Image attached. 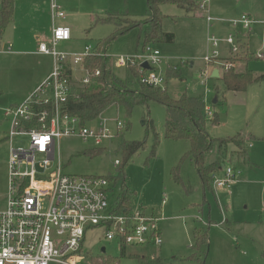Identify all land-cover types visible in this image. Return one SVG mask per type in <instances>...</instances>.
Masks as SVG:
<instances>
[{
	"label": "rangeland",
	"instance_id": "1",
	"mask_svg": "<svg viewBox=\"0 0 264 264\" xmlns=\"http://www.w3.org/2000/svg\"><path fill=\"white\" fill-rule=\"evenodd\" d=\"M56 1L67 15L64 23L72 30V40L59 44L58 50L72 55L84 53L86 46L97 49L99 42L113 33L112 25H96L97 20L107 15L116 16L121 21L124 16L131 20H142L147 11L146 0ZM202 1L193 0L196 5ZM50 4L51 0H16L12 22L0 43V210L5 209L8 198L6 164L11 148L8 140L11 123L5 115L6 111L21 103L18 98L31 76L30 70L34 64L53 66L49 56H12L8 53L9 45L15 51V40L20 37L31 39L32 33L51 38ZM246 9L254 11L250 13L259 23L253 26L250 35L246 31L244 37L240 38L242 50L238 56L230 57L229 48L224 42L220 45V55L222 61L232 59L233 69L237 73L250 71L256 77H262L264 0H211L209 14L215 20H229L248 15ZM161 10L165 16L162 29L175 38L172 44H151L159 49L164 58V90L174 99L184 95L201 97L213 112V116L208 118L215 115L219 118L217 125L207 126L212 138L236 139L238 143L248 138L247 144L244 141L240 147L227 145L220 156L219 142L216 141L205 158L206 165L220 160L224 170L227 167L235 168L238 172L237 182L230 193L214 190L213 187L212 190L203 191L194 164L190 161L182 163L184 155L190 150V143L171 141L165 137L166 111L163 106L156 103L138 106L130 118L125 116L122 108H110L102 116L109 119L111 125L115 119L125 125L121 139L95 146L91 141L84 142L77 137L63 138L57 145L63 172L107 179L110 183L109 201L113 203L122 190L123 184L117 181V177L123 171L125 185L133 192L132 210H142L147 218L158 220L162 242L157 248L126 247V257L123 258L122 246L117 241H107L105 230L96 227L86 235L81 252L84 256L82 264H90L91 257L111 258L115 264H138L136 256L154 255L161 258L162 264H264V81L251 83L244 91L234 92L228 91L221 79L210 78L212 73L208 77L203 76L208 35L226 38L233 31L223 35L220 26L224 23L216 21L212 23L213 28L209 27L203 18L207 13H202L198 6L194 13L200 15L199 18L174 4H164ZM141 35L139 29H134L117 39L108 49L113 60V72L133 89L140 86V71L135 80L130 68L136 72L138 68H119L116 61L120 56L133 57L141 53L144 40L141 38L138 46ZM35 42L36 38L29 49H37L38 43ZM248 48L252 56L244 57L242 52ZM239 56L248 62H241ZM84 75L82 71H75V87L79 86ZM215 99L217 104L213 103ZM150 121L158 136L150 130ZM122 140L145 142V146L125 161L124 153L120 150ZM27 141L26 137H14L12 145L15 148L27 147ZM116 160L121 164L118 167L115 166ZM175 168L179 169L180 183L174 177ZM197 228L208 233V242L194 252L192 246ZM102 249L106 250L105 254ZM192 256L197 259H190Z\"/></svg>",
	"mask_w": 264,
	"mask_h": 264
},
{
	"label": "built area",
	"instance_id": "2",
	"mask_svg": "<svg viewBox=\"0 0 264 264\" xmlns=\"http://www.w3.org/2000/svg\"><path fill=\"white\" fill-rule=\"evenodd\" d=\"M210 2L203 0L199 5L201 12L207 13L209 27L214 21L226 23L233 32L226 38L208 35L202 70L205 77L215 70L220 73L233 68L232 59L222 61L220 45L224 42L228 46L230 57L238 56L242 50L241 34L251 32L255 23L248 15L215 20L209 14ZM50 14L51 38L49 43L40 44L39 53L52 58V71L22 104L6 111L11 122L8 134L11 148L6 164L8 198L5 209L0 210V264H82L84 256L80 250L88 231L96 227L105 230L107 241H117L121 246L157 247L162 241L156 218H147L142 210L118 214L115 204L109 201L107 179L63 172L61 154L57 151L63 138L77 137L102 146L121 139L125 125L119 119L111 125L102 115L83 125L78 117L66 111L68 97L75 90V71L85 73L82 81L87 84L89 72L84 69V61L94 56L112 57L91 46H86L82 54L59 51V44L71 41L72 30L64 23L67 15L56 0H51ZM163 60L159 49L149 45L140 54L120 56L116 62L119 68L138 66L139 83L164 90ZM205 113L213 116L206 104ZM14 137L28 138L27 147L15 148ZM119 165L116 160L115 166ZM237 174L234 168L227 167L222 177L213 175L214 190L231 189Z\"/></svg>",
	"mask_w": 264,
	"mask_h": 264
},
{
	"label": "trees",
	"instance_id": "3",
	"mask_svg": "<svg viewBox=\"0 0 264 264\" xmlns=\"http://www.w3.org/2000/svg\"><path fill=\"white\" fill-rule=\"evenodd\" d=\"M146 16L142 20H131L122 18V21L116 17L107 15L102 20L95 23L103 25H112L113 33L99 42L97 49L99 52L108 54L111 45L122 36L134 29L142 32L138 40L140 45L143 38V49L151 44L174 42L172 34H166L162 29V22L165 16L162 14L161 7L164 4H174L188 11L193 10L196 4L193 0H146ZM16 8V0H0V42L3 40L5 32L12 22ZM125 18V19H124ZM240 61L243 60L239 56ZM237 60V59H235ZM232 61V60H231ZM138 68V66H137ZM84 69L89 72V83L83 81L69 95L66 103V111L81 120L85 125L88 122L96 120L106 113L110 108L117 106L124 110L126 117H131L134 109L138 106H148L150 103H156L165 108V137L171 141H187L190 143V150L184 155L182 163L190 161L194 164L200 185L204 192L212 190L213 175L221 168L220 160L210 164H205L206 156L211 152L216 141L219 142V153L222 155L224 148L229 144H235L240 147L243 142L234 140H216L211 137L207 131L208 124L217 125L218 115L208 118L205 113V103L201 97L184 95L180 99L172 98L168 91L155 89L139 83V88L133 89L126 80L115 75L110 57H88L84 61ZM140 69H131L132 75L137 78ZM96 72H100L96 76ZM221 80L228 91L240 92L254 82L264 81V76L255 77L247 71L246 73H237L233 68L223 71ZM150 130L158 136L153 122L148 124ZM240 136V135H238ZM145 146V142H129L122 140L120 150L123 151L125 161L131 159ZM154 156V154H152ZM121 165V164H120ZM179 169L175 168L174 177L180 183ZM118 182H122V190L115 200L116 212L118 214L125 210H132L133 192L125 185V175L123 171L118 174ZM195 244L194 249H201L208 242V233L199 229L194 231ZM196 246V247H195ZM122 257H126V246L122 245ZM82 249L80 250V253ZM88 257V255L86 256ZM90 258V256H89ZM138 264H162L161 259L155 256H136ZM90 264H115L111 258H90Z\"/></svg>",
	"mask_w": 264,
	"mask_h": 264
},
{
	"label": "crops",
	"instance_id": "4",
	"mask_svg": "<svg viewBox=\"0 0 264 264\" xmlns=\"http://www.w3.org/2000/svg\"><path fill=\"white\" fill-rule=\"evenodd\" d=\"M239 3V2H238ZM196 6H198L199 7V5H196ZM196 6L194 7V9L193 10H191V11H188V13H193L196 17H198L199 18V16L200 15H196L195 13H194V10L196 9ZM246 11L248 12V13H246V14H248L249 15V17H251V19L252 20H254V24H253V26L254 25H256L257 23H259V21L258 20H256L254 17H253V15H251V13L250 12H253L254 13V11H250V10H247L246 9ZM258 15V14H257ZM240 17H241V15H240ZM203 18L206 20V17L205 16H203ZM235 18H239V16H237V17H233V18H230L229 20H231V19H235ZM218 19H220V18H218ZM207 22V21H206ZM216 25H218V26H220L219 24H216ZM214 27V25H212V28ZM216 27V26H215ZM221 27V31H222V33H223V35H225V34H228V33H230L231 31H233V29L228 25V24H226V23H224V24H222V26H220ZM253 29V28H252ZM6 33V32H5ZM252 33V31L251 32H249V35ZM242 37H244V33H242L241 34V36H240V38H242ZM4 38V37H3ZM34 38H36V42L35 43H38V47H37V49H35L34 48V50H31V49H29L32 45H31V43L33 42V39ZM72 40V39H71ZM49 41H50V38H43V37H41V36H37V34L36 33H32L31 34V39H24V38H22V37H20V38H18V39H16L15 40V42H14V46L17 48L15 51H13L12 49H11V51L10 52H8V53H10V55H12V56H17V55H24V56H35V57H38V58H40V57H48V56H46V55H43V54H41V53H39V46H40V44L41 43H49ZM70 42V41H69ZM1 43V42H0ZM10 46V48H11V45H9ZM247 47H248V44H247ZM33 49V48H32ZM9 51V50H8ZM249 51V52H248ZM15 52V53H14ZM7 53V54H8ZM242 54L244 55V57L246 56V55H249V56H252L251 54V52H250V50H249V48H248V50H246V49H244L243 50V52H242ZM9 55V54H8ZM51 59V58H50ZM263 59V58H262ZM241 62H248V61H246L245 59H243ZM53 67V66H52ZM52 67H40L39 65H37V64H34V66L31 68V76L29 77V79H28V82H27V84L25 85V87L23 88V92L20 94V96H19V98H18V101H20L21 103H19L18 105H14L13 107H15V106H19L20 104H22L36 89H37V87L49 76V74L51 73V71H52ZM215 72V71H214ZM239 73H241V72H239ZM243 73H246V72H243ZM222 74H223V71H221L220 73H219V78H216V79H221L222 78ZM74 76H75V73H74ZM212 76H213V73H212ZM256 77V76H255ZM75 78V77H74ZM213 79V78H212ZM235 92V91H234ZM11 108V107H10ZM6 115V114H5ZM7 117V116H6ZM8 118V117H7ZM9 119V118H8ZM11 123V122H10ZM9 134V133H8ZM248 138H244V141H245V143L247 144V142H246V140H247ZM234 146H236L235 144H233ZM249 147H251V144L249 145ZM246 152H247V150L244 152V154H246ZM219 156H220V154H219ZM232 158H233V156H232ZM235 169V168H234ZM221 170H223V171H221ZM236 170V169H235ZM219 173H216V175H219V176H223L224 175V173H225V170L222 168V165H221V168H220V170L218 171ZM222 172V173H221ZM236 182H237V180H236ZM236 182H235V184H236ZM235 184H233L232 185V187L235 185ZM232 187H231V189H232ZM214 189V188H213ZM218 191H220V190H218ZM221 191H226L227 193H230L231 191H230V189L229 190H221ZM114 203V202H113ZM112 203V204H113ZM198 229V228H197ZM160 231H161V229H160ZM161 234H162V231H161ZM151 247V246H150ZM155 248H157V247H155ZM192 248H193V246H192ZM197 250V249H196ZM193 251L194 252H196L195 251V249L193 248ZM105 252H106V250H105ZM103 253V252H102ZM103 254H105V253H103ZM155 257H159V256H157V255H154ZM160 258V257H159ZM161 259V258H160ZM190 259H197V257L195 256H192Z\"/></svg>",
	"mask_w": 264,
	"mask_h": 264
},
{
	"label": "water",
	"instance_id": "5",
	"mask_svg": "<svg viewBox=\"0 0 264 264\" xmlns=\"http://www.w3.org/2000/svg\"><path fill=\"white\" fill-rule=\"evenodd\" d=\"M145 68H148L147 65H144ZM213 79H216V78H219V71L218 70H215V72H213V76H212ZM214 104H217V99L214 100L213 102ZM102 252L105 253V249H102Z\"/></svg>",
	"mask_w": 264,
	"mask_h": 264
}]
</instances>
